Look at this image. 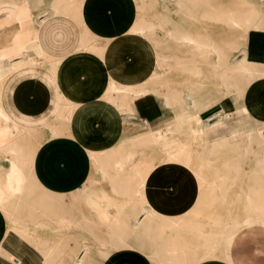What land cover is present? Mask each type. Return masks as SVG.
I'll list each match as a JSON object with an SVG mask.
<instances>
[{
	"label": "crops",
	"instance_id": "obj_1",
	"mask_svg": "<svg viewBox=\"0 0 264 264\" xmlns=\"http://www.w3.org/2000/svg\"><path fill=\"white\" fill-rule=\"evenodd\" d=\"M27 1L0 0V264H73L82 258L84 243L89 244L91 261L96 258L100 264H161L169 249L196 242V233L185 228L207 226L220 236L252 218L257 222L237 233L225 258L230 264H264V221L259 220L263 209L246 197L258 195L261 188L243 192L239 205L231 200L220 215L212 209L213 218L202 219L195 202L199 188L164 186L170 178L184 179L183 173L179 177L166 171L168 155L135 144L133 150H141L142 156L119 169L124 140L148 128L165 131L174 115L154 127L148 121L131 126L138 117L137 103L115 95V87H149L156 69L149 35L133 32L134 24L142 21L137 0H84L78 15L72 0H43V5L42 0ZM260 38L251 39V53L264 61ZM41 91L43 101L35 98ZM263 92L264 77L246 91L245 97H252L244 107L246 117L216 121L208 133L227 128L233 120L244 130L229 129V135L212 140L264 141L249 136L263 128L247 124L248 113L264 122ZM218 104L224 106L221 113L232 101ZM218 104L200 115L216 112ZM128 111L133 115L127 117ZM42 126L44 141L37 133ZM69 142L74 151L66 147ZM137 168L145 179L141 187ZM154 183V192H148ZM152 194L155 208L143 202ZM201 264L227 263L214 258Z\"/></svg>",
	"mask_w": 264,
	"mask_h": 264
},
{
	"label": "bare ground",
	"instance_id": "obj_2",
	"mask_svg": "<svg viewBox=\"0 0 264 264\" xmlns=\"http://www.w3.org/2000/svg\"><path fill=\"white\" fill-rule=\"evenodd\" d=\"M83 1L84 0H77V1L72 0L71 1L73 3V5H72L73 12L76 13V11L81 10ZM165 1H170V0H165ZM175 1L176 2L174 3L175 5H174L173 8H170L169 6L165 7V4H164V13L161 16V18H163V20H160V24H158L154 20L151 21V22L142 21V22H140V23H138L136 25L134 24L135 29H134L133 32L140 33V34L145 35V36L149 35L151 37V39L153 38V39L156 40V44H157L158 47H163L162 50H158L159 48H157L153 44L155 46L153 48L155 50L154 57H155V61H156V68L162 69V72H158L155 69L154 76L153 77L151 76L152 77L151 78L152 79L151 83H149V82L147 83L149 85H152V88H149V87L142 88L143 86H145L144 83H143V86L141 87L142 89H139V87H138V90H137V89H132V88H126V86L125 87L121 86V87H117V88L115 87L114 91H115V95L118 96V98H120V101L123 102L125 100V98H127L129 96V98H127V99H130V101H132L134 104L137 103V105H138L139 101L147 100V99L151 98V95L159 96L162 99L163 106L173 112V114H174L173 118L169 120V122H168V124L166 126L167 129L165 131H162L161 128H158V129H152V128L150 129V128H148L146 131H144V132L142 131L141 133L137 134L135 137L137 139H140L141 137L146 139V137H147L148 139L150 138L151 140L154 139L153 141L156 142L159 138H157L156 141H155V138H156L157 135H159L160 139L167 140V143L165 142V144L162 145V146L164 148L170 146L169 149H171L170 150V154L172 156L171 159L173 161H172V164H170V165H169V162H168L169 167L166 165L168 167L166 169L170 170L168 172H175V173L178 172L179 173V177H180V175L182 173H188L189 171L192 170L191 163H192V158H193L192 157L193 151L188 146L189 142H192V143L194 142V143L199 144V146H201V145H205V141L212 140V139H210V136H209V133H208V128L211 125H204V124L201 123V121H199V119H195L194 118V116H195L194 111L198 108L199 98L195 97L194 94L190 93V91H188V93H185V91L178 90V93H176L174 91L171 94H169L167 92H164L165 91L164 90L165 89L164 86L166 84V81H165V79L164 80H160L161 77L164 76L162 74H165V72H167V70L163 71L164 68L170 69V67H171V69H172V67L175 64L176 65H184V63H187V64L188 63H193V64H196V63H209L210 64L211 62H213L214 65H218L221 68V70H219V72H218V74L220 75L219 79L222 80V82L225 84V86H228L231 78L232 79L233 78H237V79L238 78H242V79H246L247 81L248 80L251 81L254 78L258 77V79L260 80L259 76H261V74L264 75V70H259V69L254 68L253 61H252L253 56H252L250 50L248 48H246L245 46H243L239 42H230L228 40V38H226L227 37L226 32H223V33H221L219 35V34H214V33L212 34L209 31L210 24L208 22L211 19V15H210L209 11L207 10V8L210 7L209 2L207 0H175ZM66 2H67V0H66ZM155 3H154L153 6H155L156 11L158 12L160 10H157V6L155 5ZM29 4H31L30 1H29ZM43 4H44V2L42 0V4L41 5H43ZM258 5L259 6H264V0H260ZM162 6H163V4H162ZM40 7L41 6H39V8ZM250 7H251V5H250ZM251 11H254V9H251ZM51 12H53V11H51ZM256 12L254 11V13H256ZM251 13H250L251 16H249V17L247 16V20H245V21H242L240 15L239 16L238 15H222L223 19H221V21L226 23L227 25L235 26L236 28L240 27L239 29L242 28L241 30H245V29H247V30L252 29L253 30V29H256L258 26L256 25L257 20H255V18H256L255 15H253V12H251ZM47 14H49V13H47ZM159 14L157 16L155 15L156 18L160 17ZM246 14H248V13H246ZM45 16L47 17L48 15H45ZM50 16H52V15H50ZM78 17H80V16H78ZM81 20H79V21H81ZM35 23H37V22H35ZM256 30H258V28ZM130 34L133 35V33H130ZM138 36H140V35H138ZM218 37L225 38V39L228 40V42H226L224 40H219L220 41V44H219L217 42V40H216V39H218ZM145 39H147V38H145ZM169 41H172V42H174L177 45V50L182 52L181 55L168 54L166 52L168 49L171 48L170 46L168 47V43L167 42H169ZM91 49H94V48L92 47ZM95 49L98 50L96 44H95ZM103 50H104V48H103ZM233 52H237V54L239 53L240 55H242V58H238V57L233 56L232 55ZM75 53H77V52H75ZM169 61H172V62H169ZM181 69H182V67H181ZM190 72L193 73V74L196 73L198 76H200V72H198L196 69H191ZM240 82H241V80H240ZM160 83H161V85H160ZM163 83H165V84L163 85ZM242 83H244V82H242ZM246 83H248V82H246ZM146 86H148V85H146ZM234 87L236 88V93H237L236 96H237V98H241L244 95L243 89L240 88L237 84H235ZM114 101H116V100L114 99ZM154 101H155V99H154ZM124 105L125 104L122 103L121 106H124ZM242 110L243 109H237L235 112H241ZM198 112H199V110H198ZM232 113L233 112L229 110V111L221 112L218 115L216 114V116L218 117V120H217L216 123L224 122L229 117H231ZM132 115L133 114H131L129 111L126 114L127 117H130ZM145 125H147V124H145ZM214 126H216V125H214ZM256 132H258V131H256ZM169 134H171V139L174 140L172 142V145H170L168 143V141L170 139ZM252 135L254 136V131H252V133L249 136H252ZM151 140H150V142H151ZM143 141H145V140H143ZM146 142L147 141H145L144 143L148 144V142L147 143ZM157 142H159V141H157ZM150 144H152V142ZM211 144L212 143H210V145ZM132 145H134V143L131 142L130 139L126 140V141L124 140V142L121 144V147H122L121 151H122V154H123L122 155L123 158H122L121 162L119 163V169H122V170L127 169V167L132 163L134 158L137 155L139 156V154L142 153V151L139 150V149L133 150ZM154 145L155 144H153V146ZM158 145H159V143H158ZM189 145H191V144H189ZM205 146L203 148H205ZM216 146H217L216 143L212 144V148L213 149L210 148L212 152L217 149V148H215ZM159 147H160V145H159ZM222 147H221V149H222ZM247 150H248V148H247ZM201 152H203V151H201ZM202 154H200V155H202ZM141 156H139V157H141ZM168 159H170V158H168ZM236 160L239 161L237 158L235 159V161ZM138 161H139V159H138ZM257 161H258V159H257ZM261 163L262 164L259 163L260 165L257 163L259 166L256 169H258V171L261 172V173H257L255 175L256 178H259L260 176L262 177V175L264 176V159H263V161ZM133 166H135V165H133ZM255 166H256V164H255ZM228 167H230V166H228ZM128 169H131V168L129 167ZM136 171H137V179H138V177H140V180H138V184H139L138 186H140V187L144 186L145 185V179L142 177L143 175L140 173V170L138 168L136 169ZM199 178H200V176H199ZM260 181L262 183L264 180L263 181L262 180H256L255 182L261 185ZM87 184L85 185L86 187H87ZM97 184H99V183H95L94 185H97ZM180 184H181V182H180L179 179H177V178L171 179L170 178L168 180V183L165 184L164 186H167L169 189H176L177 187H182L183 186V184H181V185ZM91 185H93V183ZM156 185L157 184L154 183L152 185L153 188L148 190V192H154V187ZM223 185H224V183L220 184L221 190L223 188ZM91 187H90V184H89V187H87V188H91ZM221 190L219 192H221V194L223 195L221 197L224 198L225 191H221ZM87 191H88V189H87ZM80 192H81V190H80ZM215 192H217V191H211V194H212L211 197L217 198V196H218L217 194L218 193L216 194ZM208 196H209V194H208ZM148 198H151V200L150 199H148V200L146 199V200H143V202L145 204L146 203L150 204L151 208H155L154 205H153V204L156 203V202H153V201H157V200H155V196L152 195V196H149ZM225 198H224V200H225ZM213 201H214V199H213ZM247 201L249 203H251L252 206L253 205L254 206H258L259 208L263 209L262 210L263 213L259 217V220L260 221H264V188L261 187V190H260L258 195L257 194L249 195L248 198H247ZM204 202L205 201H203V200L200 201L201 204L204 203ZM90 203H91V197H90ZM208 203H210V202H208ZM222 204H224V203H222ZM94 205H95V203H94ZM147 209L149 210V208H146L145 210L147 211ZM202 210H203V207H202ZM201 215H204V214L201 213L200 216ZM117 217L118 216H116V218ZM252 219H249V220L245 221L244 225H242L243 222H241V223L237 222L238 224L236 226H234L232 228H227L226 232H224L220 236H218L216 234H212L211 236H209L210 234L206 235V234H204L202 232V230L200 228H198L197 229V233H198V236L200 237L202 242H199V244L197 246L195 245L194 247L189 248V249H187V248L186 249L185 248L184 249H177L175 247L171 248L164 255L165 258H164V256L161 257V262H159V263H161V264H192V263L196 264V263H199V262H203V261H205V260H207L209 258L213 259L219 253H221L224 256V261L227 264H230L229 261L226 260V258H225V254H226L225 252L230 250V246L232 244L233 238L239 234L238 232L241 229H243L244 227L248 226L249 224H252L254 222L256 223L257 222L256 220H258V218L257 219L252 218ZM115 220L113 222H115ZM60 221H62V220H60ZM260 221H259V224L262 223V222L260 223ZM63 223H64V221H63ZM69 224H68V226L71 228V226L73 224H71V223H69ZM94 225H96V224H94ZM60 226H61V224H60ZM133 226H136V224L133 225ZM138 226H140V225H138ZM138 226H136V227L138 228ZM75 227L76 226H74V229H75ZM62 229H64V228L61 227V230ZM71 229H73V228H71ZM141 229H143V228H141ZM138 230H140V229H138ZM141 233H143V232H141ZM111 234H113V233H111ZM117 239H120V237H118ZM119 242H121V241L119 240ZM56 244H59V243H56ZM84 244H82V247L84 245V248H83L84 249L83 250L84 254L82 253L83 254L82 258L78 257V258L74 259V263L75 264H87L88 260H86V255L90 251V247H89V244H87V243H84ZM123 244L125 245L124 242H123ZM79 246H81V245H79ZM56 248L54 250H57ZM59 248H61V247H59ZM79 249H80V247H79ZM188 250H193V251L196 250V252L200 251L202 253H205V255L203 256L204 259H199L196 262L188 260V258H187V251ZM90 258H89V260H90Z\"/></svg>",
	"mask_w": 264,
	"mask_h": 264
},
{
	"label": "rangeland",
	"instance_id": "obj_3",
	"mask_svg": "<svg viewBox=\"0 0 264 264\" xmlns=\"http://www.w3.org/2000/svg\"><path fill=\"white\" fill-rule=\"evenodd\" d=\"M165 0H137L136 2V7L140 10V15L142 21L145 22H151V21H156L158 24H160V20H163L161 16L164 13V4L165 7L169 6L170 8L174 7V3L176 2L175 0H170V1H165ZM174 1V2H173ZM209 2L210 7L207 8L211 15V19L209 20L210 28L209 31L213 34H221L223 32H226V35L228 40L230 42H239L246 48H248L251 52V39L256 38L257 36L259 37H264V6H259L260 0H207ZM156 2V3H155ZM155 5L157 6L156 11ZM211 3V4H210ZM163 4V6H162ZM251 5V7H250ZM153 6V7H152ZM160 7V8H159ZM153 9V10H152ZM251 9H254V11L257 13H254V11H251ZM80 11V10H79ZM79 11H76V13H79ZM251 12H253V15H255V20H257L256 25L258 26V30L256 29H250V30H241L239 29L240 27H235L232 25H227L226 23L222 22L221 19H223L222 15H240L242 21L247 20V16H251ZM160 13V14H159ZM248 13V14H246ZM251 13V14H250ZM160 15V17L156 18L157 15ZM250 14V15H249ZM156 15V16H155ZM153 16V17H152ZM243 17V18H242ZM160 18V19H159ZM259 20H258V19ZM138 21V23L142 22ZM259 22V23H258ZM137 23V24H138ZM226 24V25H225ZM227 26V27H226ZM160 27V26H159ZM162 27V26H161ZM251 31V32H250ZM260 38V39H261ZM149 39L153 41V44L159 48L158 50H162L163 47H158L156 44L155 39H151L149 36ZM217 42L220 44L219 40H224L228 42L227 39L218 37L216 39ZM168 47L170 46L171 48L168 49L166 52L168 54H174V55H181L182 52L177 50V45L169 41ZM154 46V47H155ZM156 48V49H157ZM236 53V54H235ZM252 54V53H251ZM233 56L242 58V55L237 52L232 53ZM254 68L259 69V70H264V61L256 60L255 58H252ZM172 62V61H169ZM182 67V69H181ZM191 69H196L198 72H200V76H198L196 73L193 74L191 73ZM158 72H162V69L156 68ZM167 70L163 77H161L160 80L166 81V84L163 83L164 86V92H167L171 94L172 92L178 93V90L185 91V93H190L194 94L195 97L199 98V105L198 108L194 111V118L199 119L202 124L204 125H211L215 123L218 120V117L215 115L216 113H219L224 109V106L222 104L218 103H223L227 102V100H231L232 104L229 105L226 110L224 111H232L231 117H237V116H242L246 117V111L244 107L248 108L250 106V100L252 99L248 97V95L245 97L246 91L248 87L253 83V81L257 80V78H254L253 80H246L242 78H231L228 86H225V84L222 82L220 78V75L218 74L219 70L221 68L218 65H214L213 62L209 63H184V65H174L171 69L164 68L163 71ZM216 73V74H215ZM230 74V73H229ZM218 75V76H217ZM231 76V75H230ZM264 77V75L261 74L259 78ZM241 80V82H240ZM243 80V81H242ZM221 81V82H220ZM244 82V83H242ZM248 82V83H246ZM232 83V84H231ZM159 84V83H158ZM157 84V85H158ZM237 84L240 88L243 89L244 95L241 98H237L236 96V88L234 85ZM250 84V85H249ZM161 85V83H160ZM168 85V86H167ZM232 85V86H231ZM149 88H152V85H148ZM199 86V87H198ZM254 92V91H253ZM251 92V93H253ZM264 94V92H263ZM41 101H43V98L46 96L44 95L43 91H41L39 94H35V98H37ZM245 97V98H244ZM155 99V101H154ZM156 102V103H155ZM250 102V103H249ZM218 104L217 109H215L216 112H208V113H202L201 112L208 110ZM237 109H243L241 112H235ZM199 110V112H198ZM138 117L135 119H132V124L131 126H136L139 127L140 125L143 124V122L148 121L153 127L165 116H171L172 111L167 109L166 107L163 106L162 99L159 96L156 95H151V98L147 100H141L138 102ZM223 111V112H224ZM201 119L203 120H200ZM247 124L255 127H261L263 128L262 130L259 129L258 132L254 129V136L253 138L257 137H263L264 139V122L260 118L257 117L255 114H247ZM229 129L230 130H244L243 125L238 123L237 120H233L229 123V126L227 128H219L216 130V132L211 133L210 139L214 138H219L222 136L229 135ZM45 130L42 127L37 128V133L42 134L43 141L45 140ZM263 131V134H262ZM259 133V134H258ZM167 135V134H166ZM169 141L168 143L172 145V142L174 141L171 139V134H169ZM157 138H159L157 140ZM148 142V144L141 146L144 150H152V153H161L163 155H168L169 160V165L172 164V156L170 154V146L164 148L162 145L167 143V140H162L160 139L159 135L156 136L155 141L159 142H154V139H148L145 138H140L137 139L135 136L130 139L131 142L135 144H145V141ZM149 140V141H148ZM152 144H150L151 142ZM135 141V142H134ZM164 141V142H163ZM146 142V143H147ZM150 142V143H149ZM123 143V142H122ZM160 147H159V145ZM210 143H216V150L213 152L211 151L212 144ZM213 142V140H208L205 141V145L199 146L197 143H192L189 142L188 146L191 148L193 151L192 155V163H191V168L192 170L189 171L188 173H183L184 179L183 181L179 178L181 184L185 186V188L189 187H196L199 188L201 193L198 198H195V202L198 204V207L201 211L202 214L200 217L202 219H208V218H213L215 214L213 213L212 216L210 215V210L212 209H217L218 214L219 211H222L226 206H228L229 202L232 200L234 205H239L241 202V196L243 192H248L249 189H256V188H264V179H258L255 178V175L257 173H261L256 169L261 162L264 159V141H258L255 144L253 142H249L248 144H228L227 142ZM223 143V144H222ZM227 143V144H226ZM153 144H155L153 146ZM208 144V145H207ZM219 144V145H218ZM225 144V145H224ZM152 145V146H151ZM157 145V146H156ZM221 145V146H220ZM233 145V146H232ZM156 146V147H155ZM205 146V148H203ZM223 146V147H222ZM69 150L74 151L75 146L71 142H69L68 146H66ZM152 147V148H151ZM159 147V148H158ZM222 147V149H221ZM161 148V149H160ZM211 148V149H210ZM248 148V150H247ZM167 151H166V150ZM169 149V150H168ZM203 149V150H202ZM221 149V150H220ZM246 149V150H245ZM160 150V151H159ZM164 150V151H163ZM166 151V152H165ZM203 151V152H201ZM221 153H220V152ZM56 153V150L52 151V155ZM205 155H203V154ZM202 154V155H200ZM210 154V155H209ZM212 154V155H211ZM170 156V157H169ZM262 157V158H261ZM238 159L239 161H235V159ZM258 159V161H257ZM260 159V160H259ZM261 161V162H260ZM259 165H258V164ZM256 164V166H255ZM168 163L167 166L169 167ZM225 165V166H224ZM166 166V168H168ZM230 166V167H228ZM172 167V166H171ZM202 167V168H201ZM256 170V171H255ZM166 171H170L166 169ZM177 171V170H176ZM171 173V172H169ZM200 176V178H199ZM256 180H262L263 182L260 184L256 183ZM223 188L221 190L220 184H223ZM180 184V185H181ZM227 189V190H226ZM225 191V200L221 192L219 191ZM211 191H217L215 192L218 196L217 198L211 197ZM220 193V194H219ZM209 194V196H208ZM153 195V194H152ZM149 195V196H152ZM220 195V196H219ZM148 196V197H149ZM245 197V196H243ZM248 198V196H246ZM211 198V199H210ZM209 199V200H208ZM214 199V201H213ZM218 199V200H217ZM198 200V201H197ZM203 200L205 201L204 203H200V201ZM213 201V202H212ZM216 201V202H215ZM223 201V202H222ZM210 202V203H208ZM216 203V204H215ZM224 203V204H222ZM227 203V204H226ZM215 204V205H214ZM226 204V205H225ZM202 206V207H201ZM200 213V214H201ZM220 215V214H219ZM218 218H221L219 217ZM241 223V222H240ZM245 224V221L242 223V225ZM242 227V226H241ZM202 230V232L206 235L211 236L212 232H210L209 228L207 226H201L198 227ZM198 228H185L186 232H191V233H196L195 236L197 238L196 244L194 243H186L184 248L189 249L194 247L195 245L197 246L199 242H202L200 237L198 236L197 229ZM243 228V227H242ZM217 230H222L224 228H216ZM226 232V230L224 231ZM223 232V233H224ZM221 233V234H223ZM194 235V234H193ZM91 251H89L86 255V260L87 264H100L97 263V259L94 258V261L89 260L91 257ZM193 250H188L187 251V258L188 260L191 261H197L199 259H204L205 253L202 252H196L192 253ZM195 257V259L191 258L190 256ZM202 256V257H201ZM227 256V255H226ZM216 259H221L224 261V256L219 253L216 257ZM213 258V259H214ZM228 258V256L226 257ZM211 258L199 262L197 264H201L204 262L210 261ZM94 262V263H92ZM75 264V263H73ZM194 264V263H192Z\"/></svg>",
	"mask_w": 264,
	"mask_h": 264
}]
</instances>
